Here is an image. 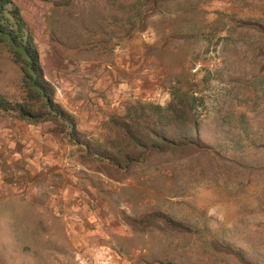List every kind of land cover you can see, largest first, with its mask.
I'll return each mask as SVG.
<instances>
[{"label":"rangeland","instance_id":"rangeland-1","mask_svg":"<svg viewBox=\"0 0 264 264\" xmlns=\"http://www.w3.org/2000/svg\"><path fill=\"white\" fill-rule=\"evenodd\" d=\"M13 1L77 134L0 114V264H264V0ZM23 75L0 43L10 101ZM176 89L205 149L100 156Z\"/></svg>","mask_w":264,"mask_h":264},{"label":"trees","instance_id":"trees-1","mask_svg":"<svg viewBox=\"0 0 264 264\" xmlns=\"http://www.w3.org/2000/svg\"><path fill=\"white\" fill-rule=\"evenodd\" d=\"M0 43L8 45L10 52L21 62L24 73L21 101H10L0 92V114H14L33 123L51 120L63 129L68 128L71 138L77 134L73 115L54 99V89L45 79L33 35L13 0H0ZM184 95L186 96L183 97ZM197 98L195 93L190 96L182 94L181 89H176L166 107L154 106V115L157 119L160 117L158 123H163L162 125L143 127V130H148L147 134L130 125L123 131L128 133L131 147L125 153L118 151L100 156L117 168L125 169L135 162L145 161L158 154L179 149H205L207 146L201 140L199 121L194 114ZM76 141L83 143L80 139ZM213 247L216 250L224 248L217 241H213Z\"/></svg>","mask_w":264,"mask_h":264}]
</instances>
